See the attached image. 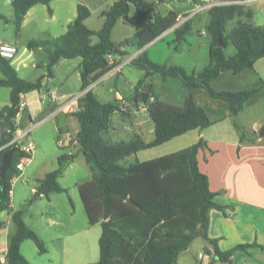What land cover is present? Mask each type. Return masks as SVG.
Instances as JSON below:
<instances>
[{"label":"trees","instance_id":"16d2710c","mask_svg":"<svg viewBox=\"0 0 264 264\" xmlns=\"http://www.w3.org/2000/svg\"><path fill=\"white\" fill-rule=\"evenodd\" d=\"M51 1L9 0L16 32L20 30L29 8L39 3L48 5ZM191 1L194 4L200 2ZM207 11L209 62L201 69L188 72L179 64L157 63L144 51L129 60L138 69L158 73L162 80L179 78L186 90L183 104L177 106L157 99L151 84L136 87L134 102L136 105L146 104V112L154 123V135L149 141L137 135L128 140L110 141L105 138L103 134L111 125V116L117 112L124 113L125 106L118 100L100 101L89 85L117 65L118 60L109 62L110 56L126 55L128 51L124 46L142 48L176 23V13L152 12L141 7V0H116L100 12L101 27L92 30L85 24L89 9L77 4L76 15L62 34L33 38L26 44L29 50L42 48L46 52L49 74L51 66L60 59L80 57L79 90L84 92L78 110L70 114L78 123L75 134L77 149L83 154L90 170V179L79 185V194L88 223H99L101 227L97 242L98 259L91 264H174L178 254L195 237L207 240L212 245L213 256L226 264H235L232 254L236 250L256 245L264 251V245L256 242L236 244L221 250L217 239L208 235L209 209L226 214V205L215 200L218 193L209 189L207 176L198 167L197 152L206 145L203 139L151 160L135 159L128 164L121 163L139 150L160 145L189 130L202 129L213 123L206 109L195 102V88L201 87L210 97L224 100L233 115L243 110L246 102L257 93L255 87L216 89L212 81L224 71L235 75L252 69L255 61L264 57V26L251 22L252 13L243 4L213 5ZM48 12H51L50 8ZM123 15H127L126 21L134 25L135 32L131 38L114 42L111 30ZM235 17L239 19L227 29V23ZM190 29L189 17L172 29L174 40H185ZM92 35L98 38L94 43L91 42ZM228 42L235 49L231 55H226L224 51ZM0 72L3 75L0 86L9 88V104L0 108L2 120L5 115H14L21 95L41 89L44 75L34 80L24 79L17 74L11 59L1 56ZM142 81L140 79L137 85H142ZM151 97L154 99L149 101ZM12 134L13 129L10 128L8 136L0 139V145L6 143ZM9 147L0 151V159L2 152ZM23 155L19 149L14 150L10 166L4 177H0V213L10 210L11 179L18 173L16 163ZM74 157V153L59 155L58 167L37 179L36 191L43 194L65 192L58 178L64 164ZM21 213L22 210L11 213L15 231L8 240L6 264H29L20 252L21 242L26 239H31L39 252L46 251L43 241L22 220Z\"/></svg>","mask_w":264,"mask_h":264},{"label":"rangeland","instance_id":"374dc122","mask_svg":"<svg viewBox=\"0 0 264 264\" xmlns=\"http://www.w3.org/2000/svg\"><path fill=\"white\" fill-rule=\"evenodd\" d=\"M4 4L6 8L11 4L9 0L2 1L1 6L3 11L6 12ZM44 5L41 3L36 5L37 16L28 19L25 26L22 29L20 27L18 32L15 30V23L12 18L7 15L6 17L5 15L0 16V40L7 39L16 45L18 51L15 58L11 60L12 65L17 68L19 76L28 80H33L40 73L47 71L45 65L42 67L32 65L36 61H46L47 55L42 48L41 51L30 54V50L26 47L28 40L46 38L42 30L47 28L52 32H57L56 26L46 21L47 16ZM243 5L245 8L250 9L252 13L251 22L264 26V0H246ZM196 6L191 0H141V7L150 9L152 12L166 14L173 11L176 14L179 13V16L190 17L191 21V29L186 35L185 41L176 42L173 32H169L155 40L154 44L148 48L149 56L153 61L179 64L188 72L193 68L201 69L209 62L207 49L209 35L206 32L209 14L207 9L194 12ZM41 8L42 10H40ZM238 19L239 17H235L230 20L227 23V29L232 28ZM181 23L176 20L175 24L179 25ZM133 27L131 24L120 22L113 29L111 36L114 40L127 35L131 36V32L135 29ZM91 38L92 41L97 40L96 35ZM188 44L192 45L189 46ZM224 51L226 55L234 53L235 49L231 42L227 43ZM77 61H80V57L63 60L55 71V79L48 83L50 90L56 91L58 95L69 91L76 93L79 90L81 80L75 74ZM23 63L26 65L24 66ZM131 69L130 66H124L121 72L105 80L103 85H115L120 90L122 77H127L130 80L133 78L134 74L131 73ZM224 73V75H229L230 72L226 71ZM65 76H67V80L61 83ZM141 76L150 79L156 90H159L160 85H164V87L171 86L174 91H180L179 85H182L179 78L167 77L162 80L158 73L151 74L150 71H143ZM230 76L229 81L223 78L219 80L218 78L213 82V85L216 88L226 86L224 88L248 89L255 87L258 89L251 100L249 99L250 103L247 104L248 100L242 112L238 114L237 123L242 124L241 131L245 134V137L249 138L253 135L252 129L258 133L259 128L264 126V85H262V82H264V57L257 59L252 69H245L239 74L233 76L230 74ZM5 89V92H0V105L3 102L8 103V92L7 88ZM43 92H46L45 89H43ZM113 94L110 93V96L112 97ZM48 111L45 108L42 111L32 113L31 122L33 125L31 123L24 125L22 121L24 126H30L29 138L34 143L35 149L31 154L30 161L24 164L22 173L12 182L10 193L12 209L22 210V220L43 241L46 251L39 252L35 243L31 239H26L21 242L20 252L29 264H60L63 256L60 247H85L86 258L91 264L98 259L97 242L101 227L99 223H88L87 214L79 194V185L89 179L90 170L77 146H70L72 139L75 138L78 123L72 115H64L59 112L45 118ZM125 111L129 110L125 108ZM129 114L131 113L129 112ZM103 135L110 141L128 140L135 136L134 126L130 118L123 117L120 113H114L111 116V125ZM194 136V132L178 136L146 150L151 152L149 155L145 154V156L156 158L187 147L193 142ZM69 150L74 152L75 157L64 164L62 173L58 178L59 184L66 191H52L48 194L40 193L36 195L37 179L42 178L46 172L57 168L58 156L67 153ZM142 153L138 154L139 158L143 157ZM133 161L134 155H130L123 159L121 163L128 164ZM32 187H35V189ZM14 228V222L9 220L7 224L8 238H10ZM67 238L73 239L74 242L64 246L62 241ZM189 247H194L195 252L187 262L179 258L180 260L178 259L176 264H208L209 260L212 259L215 260V264H224L218 262L217 258L209 253L207 259H200L195 255L197 251L201 254L206 253L207 249L203 247H210L208 242L201 237L193 238ZM67 255H72L70 259L72 264H81L76 259V250H67Z\"/></svg>","mask_w":264,"mask_h":264},{"label":"crops","instance_id":"0c3cea01","mask_svg":"<svg viewBox=\"0 0 264 264\" xmlns=\"http://www.w3.org/2000/svg\"><path fill=\"white\" fill-rule=\"evenodd\" d=\"M2 1L3 0H0V16L5 15L6 17L7 15L9 18L13 19V10L12 7H10L11 5L6 8V5L4 4V9H6V12H4L1 6ZM114 1L116 0H52L48 5H44V10L46 11L47 16L46 21H49L52 23V25L56 26L57 32H52L49 28H47L45 30H42V33L45 35V37H54L62 34L66 30L67 24L75 17L77 4L85 5L90 11L89 16L85 19L86 26L92 30H98L102 24V18L99 16L100 12L104 8L112 4ZM36 5L37 4L29 8V10L24 15L21 29L25 26V23L28 19H33L37 16ZM48 8H50L51 12H48ZM133 9L134 7H132L131 10ZM40 10H42V8ZM177 15H179V13H177ZM120 22L131 24L130 22H127L126 20L121 18L117 20V22L113 26L111 34L115 26H118ZM4 24L6 25L7 23L5 22ZM134 32L135 29L131 32V36H123L122 38H119L117 40H114L111 36V39L114 42H121L126 38H131ZM169 32H173L172 28L166 30L142 48H136L133 45L124 46L123 48L128 51L126 55L119 54L117 56H110V59L112 61L118 60L117 65H121L120 69H111L109 72L105 73L89 85V88L93 91V93L100 101L105 102L118 100L120 101L121 105L125 106V108L129 110L127 112L125 111L124 113H117H120L123 117H128V119H131L132 125L134 126L135 136H139L144 141H149L153 138L154 123L146 112V104L139 103L136 105V103L134 102L133 94L137 92L136 87L138 86L140 88H143L144 85L151 84L152 90L157 99L177 106H181L183 104L186 90L183 84L179 85L180 91H174L171 86L164 87V85H160L159 90H156L150 79L142 78L141 74L144 70L138 69L131 65L129 63V60L132 56L141 51H144L146 55L151 59L148 53V48L152 44H154L155 40L163 37ZM97 40L92 41L91 38L92 43L96 42ZM182 41H180L179 43H181ZM209 41L210 39L208 40L207 46L208 52ZM188 45L191 46L192 44ZM41 50V48H36L30 50L29 52L30 54H32L35 51ZM118 57L120 58L118 59ZM63 60L70 59H60L59 61H57L53 66H51L50 74L47 71L39 74L44 75L43 85L40 90L30 91L22 95L26 103L22 118L24 125H26L27 123L32 124V113L42 111L45 108L49 110L45 115V118L55 115L58 112L64 115H71L70 112L55 111V109L60 99L74 94L73 91L64 92L58 95L56 91L50 90V88L48 87V83L55 79V71L63 62ZM46 62L47 60L43 62L36 61L32 65H34L35 67H42L43 65L46 66ZM79 62L80 61H77V66H75V74L77 75L78 79H80ZM23 65L25 66L26 64L23 63ZM124 66H130V68H132L131 73L134 75L131 80L127 77H122V86L120 90L116 88L115 85H103V82L105 80L121 72ZM14 68L15 70L17 69L16 67ZM192 70L197 71L199 70V68H193L191 69V71ZM224 72H221L220 75L212 81V85L213 82L218 78L219 80L223 78L227 81L231 79L230 74L232 73L230 72L229 75H224ZM233 75L234 74H232V76ZM2 76L3 75L0 72V78ZM140 79L143 80L142 85H137ZM66 80L67 76L63 78V81L61 83H64ZM213 87L216 88L214 85ZM224 87L226 86H221L216 89L240 90ZM4 88H7L8 103L3 102V104L0 105V108L9 104V88L0 86V92H5L6 89L4 90ZM43 89H45V93L43 92ZM110 93H114L112 97L110 96ZM193 95L195 102L206 109L207 114L213 121V123L208 127L189 130L186 133H195L192 143L196 142L200 138L206 142V145L200 148L197 152L198 167L203 173L206 174L209 189L218 193L215 196V200L222 205H226V214L216 209H209L208 235L211 238L217 239V245L221 250H226L236 244L242 243L256 242L258 244L264 245V136H259V134L256 133L254 129H252L253 135H251V137L249 138L245 137V134L241 131L242 124L237 123V120L239 118L238 114H240L242 110L235 115L231 114L228 104L224 100L210 97L205 89L201 87L195 88ZM153 99L154 98L151 97L149 98V101H152ZM250 100L247 102V104L250 103ZM45 105L47 107H44ZM129 112L131 114H129ZM77 130L78 129L75 130V134ZM70 146H77L75 138L72 139ZM148 149L150 148L137 151L134 154V160L137 159L139 161H146L153 159L154 157L145 156V154L149 155L151 152L146 151ZM140 152H143L142 158L138 157V154H140ZM67 153L74 152L72 150H69ZM32 188L35 189V187ZM13 211L15 210L12 209V203L10 202V210L0 213V222L2 223L0 226L1 253L2 251L5 252V250L7 249L9 240L7 236V224L9 220H12L11 213ZM14 231L15 228L13 232ZM13 232L11 233V235L13 234ZM205 241L208 242L207 240ZM73 242V239L70 240V238H67L62 241V244L65 246ZM208 244L210 247L203 248L207 249V254L209 253L213 256L212 245L209 242ZM189 245L185 250L181 251L178 254L176 262L174 264L177 263L179 258H182L185 262L188 261L189 257L193 254V252H195L194 247H189ZM60 250L63 255L60 264H72V260H70L72 255H67V250H76V259H78L81 264L90 263L85 255V247H60ZM200 253L201 252L197 251L195 255H197L198 257ZM232 261L235 264H264V251L256 245L250 246L246 249H239L232 254ZM218 262L222 261L218 260ZM223 263L226 264L225 262ZM208 264H215V260H209Z\"/></svg>","mask_w":264,"mask_h":264},{"label":"built area","instance_id":"2783aa9c","mask_svg":"<svg viewBox=\"0 0 264 264\" xmlns=\"http://www.w3.org/2000/svg\"><path fill=\"white\" fill-rule=\"evenodd\" d=\"M244 1L246 0H200V2L196 4L197 6L194 12L208 9L213 5L243 4ZM187 18L189 17L177 15L176 19L178 23H180V22L185 21ZM176 25L177 24H175L174 27H176ZM17 51H18L17 47L9 40L0 41V56L1 57L12 60L15 58ZM108 59H109V62L112 61L110 57ZM120 67L121 65H116L112 69L118 70L120 69ZM83 92H84L83 90L82 91L79 90L78 92L68 97L60 99L55 111L73 112V111L78 110L79 100ZM25 107H26V103H25L23 96L21 95L20 100L18 104L16 105V110L14 112V115L11 116L10 128L13 129L12 137L6 143L0 145V151L5 149L6 147L15 146L16 149H19L20 151L24 153V155L21 158H19V160L16 163V168L18 169V173L15 176H13V178L11 179V183L22 173L24 164L30 161L31 154L33 153L35 149L34 143L29 138L30 126H24L22 123L23 112L25 110ZM10 193H11V190H9V194ZM6 252H7V249L5 250V252L3 251L2 253L0 252V264H6ZM198 257L200 259H207L209 258V255L207 253H203V254L200 253Z\"/></svg>","mask_w":264,"mask_h":264},{"label":"water","instance_id":"95a60500","mask_svg":"<svg viewBox=\"0 0 264 264\" xmlns=\"http://www.w3.org/2000/svg\"><path fill=\"white\" fill-rule=\"evenodd\" d=\"M122 18L126 20L127 15H123ZM219 44L220 45L222 44L220 40H219ZM10 126H11V116L5 115L0 121V139L1 140L8 136ZM258 134L259 136H264V126L260 128ZM14 150H16V147L12 146L6 149L5 151H3L1 154V159H0V177L1 178L4 177V173L6 169L10 166L12 153ZM35 194L37 195L39 194V192L36 191Z\"/></svg>","mask_w":264,"mask_h":264}]
</instances>
